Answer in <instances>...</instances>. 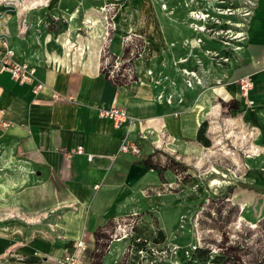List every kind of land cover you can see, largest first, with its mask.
<instances>
[{"label": "crops", "instance_id": "crops-1", "mask_svg": "<svg viewBox=\"0 0 264 264\" xmlns=\"http://www.w3.org/2000/svg\"><path fill=\"white\" fill-rule=\"evenodd\" d=\"M124 8L120 34L139 30L148 40L145 62L137 69L141 84L114 83L100 72L101 56L104 65L108 54L121 56L125 46H138V37L119 43L110 39L96 60L100 43L95 34L102 31L101 26L97 29L96 22L88 26L83 21L86 29L77 32L81 29L78 9L66 21L56 4L44 7L39 3L19 10L0 3V34L9 32L16 59L30 65L35 81L44 84L35 95L33 83L20 85L0 69L1 118L11 124L7 129L0 127V264H55L77 241L86 245L78 264H121L127 242H114L107 248L117 217L142 213L145 223L138 232L160 231L171 241L179 215L192 217L197 210L191 213V208L209 199L219 206L204 205L202 232L224 230L232 223L237 226L245 209L254 210L256 222L264 219L262 157L245 160L240 179L235 167H221L224 172L218 171V179L230 182L216 193L207 178L210 169L197 180L192 174L206 149L196 140L203 122L221 129L223 118L231 116L230 123L257 132L264 151V0H256L246 39L230 63L217 65L196 50L202 66L191 58L187 69L202 72L205 85L224 82L193 89L182 86L177 71L167 75L173 84L166 81L159 87L152 83L153 74L146 75L147 67L155 74L164 44H180L184 27L166 22L165 27L156 28L162 34L159 37L146 29L140 7ZM128 50L133 51L126 48V58ZM174 52L184 55L181 49ZM244 76L253 81L247 99L237 85ZM163 90L165 98L171 96L170 103L157 100ZM52 93L59 98L51 99ZM220 101L237 105L228 108ZM114 106L127 111L130 124L115 127L99 118L101 109ZM210 129L206 135L213 145ZM133 142L139 146L138 155L119 151L122 144ZM78 146L84 154L67 158L66 153ZM175 163L186 180L180 181L173 171ZM238 183L260 192H243ZM174 186L178 191L173 192Z\"/></svg>", "mask_w": 264, "mask_h": 264}, {"label": "rangeland", "instance_id": "rangeland-1", "mask_svg": "<svg viewBox=\"0 0 264 264\" xmlns=\"http://www.w3.org/2000/svg\"><path fill=\"white\" fill-rule=\"evenodd\" d=\"M30 1L32 3L37 2V0ZM38 3H43L44 7H49V5L53 7V5L56 4L60 9L58 10V14H60V16L63 15V18H65L64 20L66 21L69 20V15L78 9L79 18L77 27L81 29H78L79 31L77 32H82L83 28L86 29V27H84V22H86L88 26H92L93 22H96V24H94V28L96 27L99 29L101 26L102 29L103 26H106V31L108 30L107 33L110 35L109 39L116 40L118 43L125 37L134 36L140 37L148 43L147 38L143 37L144 33L139 30L138 33L136 31H128V33L120 34L119 28L122 25V20H124L122 16L125 12L124 7L126 5L128 8L132 5L133 7H140L145 14L146 29L150 33L152 32L154 35H158L159 37L162 36V34L156 30L159 25L165 27L166 22L172 21L176 22V24L182 25L186 32H184V36L183 39H181L180 44H176L174 46L164 44L162 46L163 59L160 60L156 68L157 70L155 69V74L147 66L146 72L150 71L151 74H153L152 83L159 87L163 86L166 81L173 84L167 75H169V72L172 70L174 72L177 71V73L181 75L180 80L182 86L187 89H193L197 86L202 88L209 86L217 87L224 81L219 80L217 82H209L205 85V80L203 76H201L202 72H200L198 76L201 78V84L195 85L192 88L187 87L186 81L187 78H190V76H187L182 72V70L187 68L185 65L188 61L193 58L196 64V59H200L196 55V52L199 50L203 51L204 54L205 49L218 50L221 48V43H219V41L215 38H212L209 34L201 35L196 28V25L201 24V22L193 18L191 13L207 12L209 17L206 18L205 22H203L204 25L207 26L210 25V22L212 21L211 19H218L220 23H226V26L229 28V32H227V35L222 34V38L228 37L233 42L237 39L240 33H242V30H246L248 17H245V13L253 10L256 0H40ZM76 14L77 12L74 16H76ZM102 20L104 24H102ZM126 23H128L127 20ZM238 23L245 24L246 26L242 29L243 26ZM122 30L124 29L122 28ZM98 32L95 35L99 34L98 39L102 46V31L100 33ZM118 35L122 38H119ZM198 37H202L203 41L205 40L204 45L196 44ZM146 47L148 49L149 45H146ZM175 47L177 49H181L184 55L180 57L179 55H176L177 52H174L176 49ZM172 49L174 51H172ZM145 50L143 51L145 52ZM144 52L141 55L142 58L139 57L138 59L140 61L134 63L136 70L142 69L144 63L140 64V62L144 60ZM204 56L210 58L209 55L204 54ZM183 59H188V61L182 63L181 60ZM145 65H148V63ZM219 89L215 90V92H220ZM160 94L163 95L161 102H165V91H161ZM228 118L230 119L231 116L223 118V123L220 126L221 129L217 128V125L214 123V125H208L211 128L210 131L213 133V145L210 149H205L204 153L200 157V166L192 172V174L196 176L194 179L197 180L202 178L203 174L208 173L210 169L211 172L208 173L209 175H207V178H209L208 181L211 180L209 182L213 193H216L221 186L225 184L228 185L230 182L218 179L219 175L217 176L216 174H219L218 171L224 170L221 169V167H235L237 169V176L240 179L243 174L241 166L244 164L245 160L252 162L254 160H258L259 158L261 159V157L264 159V151H262L263 149L260 139L257 138V132L252 128L248 129L247 127H243V125H240L239 123H230ZM194 162L196 164L198 160H195ZM240 184L241 183H238L237 185H239V188L243 190V192L255 190ZM167 189L171 191L170 187ZM176 189L177 187L174 186L173 192L178 191ZM258 192L260 191H254L255 194ZM197 209V206L192 207L191 213ZM183 216H186L187 218L189 217L182 213L179 215L171 236V241L178 244L182 248L181 261H185L192 257V252H190L189 257H187L183 254V251L185 252L189 250L190 245L193 243L191 224L188 222V219L186 220L184 227L180 228V218ZM256 221L257 214L252 208H250L243 211L242 218L237 226L232 223L230 225L227 224V228L224 230L219 229L218 231L213 230L209 232L203 231V239H206V242H204V246H202L209 249L207 251V264H217L212 262L217 258L221 259L218 264H231L232 262L248 263L253 259V257H255L256 253L254 252H257L260 248L262 251H260L259 254L261 256L264 255V223ZM247 253H252L253 255L246 256ZM189 262L190 264H202L192 258Z\"/></svg>", "mask_w": 264, "mask_h": 264}, {"label": "built area", "instance_id": "built-area-1", "mask_svg": "<svg viewBox=\"0 0 264 264\" xmlns=\"http://www.w3.org/2000/svg\"><path fill=\"white\" fill-rule=\"evenodd\" d=\"M0 3L4 6H11L19 10L32 9L38 6L39 4L38 2L32 3L30 0H0ZM41 5H43V3H41ZM191 14L193 18L201 22V24L196 25V28L201 33V35L209 34L212 38H215L217 41H219V43H221V48L218 50H210V49L204 50V54L210 56V58L208 57V59L217 65L227 64L230 63L232 60H234L236 57V53L241 49V45L246 39V30H242V33H240L237 39H235L236 41L232 39L234 40L232 42L231 39H229L228 37L222 38V34L227 35L228 34L227 32H229V28L226 26L227 25L226 23H220L218 19H211L212 21L210 22V25L207 26L204 25L203 23L205 22L206 18L209 17L207 12H192ZM251 15H252V10L245 13V17H248V20L250 19ZM238 24H241L243 26L242 29L244 28V26H246L245 24L242 23H238ZM107 31L105 34V38L102 37L103 45L100 47L98 57H100V55L103 53L105 49V45L110 40L108 38L109 33H107ZM124 39H128L127 41H131L132 37H125L123 38V40ZM0 42L3 46V49L0 50V69L8 71L11 75V78L20 85L33 83L32 91L35 95H38L44 89V84L35 81L34 79L35 70L30 65H28L24 61H19L16 59L15 52L13 51V49L10 47L9 44V32L7 30L3 31L0 34ZM196 44L204 45L205 40L203 41L202 37H198ZM146 45H147V41H144L143 50H145ZM86 50L88 51V48H86ZM143 52L144 51L141 52L139 57H141ZM139 57L137 59H139ZM137 59L133 61V68L137 75V80L135 83H139L140 80L134 65V62ZM186 61H188V59L181 60L182 63L183 62L185 63ZM196 64L198 66H202L201 59H196ZM119 66H120V61L119 58H117L114 64L115 71L118 69ZM182 72L185 73L187 76H190V78H187L186 81L188 88H192L195 85L201 84V78H199L198 73L195 70H189L185 68L182 70ZM261 73L264 76V67L261 69ZM112 74L113 72L110 71V76H112ZM237 85L241 96L244 99H247L250 95V92L253 89V81L251 77L244 76L240 78L237 81ZM58 98L59 95H57L56 93L51 94V99L57 100ZM157 99L161 101L163 99V95L162 94L158 95ZM164 100L165 103H170L171 96L164 98ZM1 114L2 111L0 109V127L7 129L8 127L11 126V124L9 122L4 121L1 118ZM98 116L101 119H107L111 121L115 127H119L122 124L131 123V117L128 115L127 111L124 108H119L116 106L101 109L98 113ZM141 139L144 140L146 139V137L142 136ZM210 148H206V149H210ZM119 151L121 153L132 154V155H138L140 153L139 146L135 142L129 144H122L120 146ZM83 154H84L83 147L78 146L68 151L66 153V157L71 159L73 156H79ZM138 215L139 213H128L119 216L115 219L114 227L112 233L110 234V244L120 241L127 242V246L124 249L123 254L129 253L130 255H133L135 253L139 258L140 264H180L181 260L179 258L182 253V248L173 241H165L162 244L147 243L144 248H141L136 252L133 251L132 247H128L129 246L128 241L134 235V228L137 226L138 223V218H137ZM187 219L188 222L191 224L193 243L190 245L189 250L185 252L183 251V254L189 257L190 252L193 251L196 247L203 245L204 240H203L202 230H200V226H199L198 215H193L190 218H187L186 216L181 217L180 228L184 227V224H186ZM85 250H86L85 243L83 241H77L72 245L71 249L67 253H65L62 257H60L55 261V264H78L80 260V255L83 252H85Z\"/></svg>", "mask_w": 264, "mask_h": 264}, {"label": "trees", "instance_id": "trees-1", "mask_svg": "<svg viewBox=\"0 0 264 264\" xmlns=\"http://www.w3.org/2000/svg\"><path fill=\"white\" fill-rule=\"evenodd\" d=\"M109 36L110 35H108V38H109ZM137 40H138L139 45L137 46L136 44H133V45L131 44L127 47L125 46L123 48V53L121 56L108 54L109 60L104 65H103L102 56H101V58H100V61H101L100 72L103 73L106 78L110 79L114 83L124 82V84H128V85H132L136 82L137 75H136L134 68H133V61L139 57V55L143 51V47H144V40L142 38H137ZM126 48L133 49V51H131V52L128 50V53L129 52L130 53L128 54L129 56L127 58H126ZM117 58H119L120 66L115 71L114 64H115V61L117 60ZM110 71L113 72L112 76H110ZM116 79H120V80H116ZM220 102H221L222 106L228 107V108H236V105H237V102H235V101L232 103H228V104H225L222 101H220ZM207 128H208L207 123L203 122L200 125V128L197 132L196 140L199 144H201L205 148H210L212 146V141L206 135L207 134ZM173 171L175 172V174H177L180 177V181H184L187 179V175L182 174L183 172L181 171V168H180L178 163L174 164ZM214 202H216V203H214ZM217 202L218 201H215V199H212V200L209 199L208 202H205L203 205H201L197 209V211L194 213V215H198L199 226L201 229H203L201 227V216L205 213V206H208V205L210 206L212 204H215V206H219V204H217ZM211 217L213 218V216H211ZM137 218H138V223H137V226L134 228V235L128 241V245H129L128 247H132L134 252H136L137 250H139L141 248H144L147 243L162 244L166 241L164 238V235L160 231H156L155 234H150V233L149 234H143V233L138 232V230L145 223L144 214L139 213ZM260 222L264 223V219L261 220ZM203 240H204L203 242H206V239H203ZM109 244H110V236L108 237L107 248H108ZM203 246L201 245L199 247H196L193 251H191L192 257H190V259L192 258L198 262H201L202 264H207V260H208L207 251L209 249H206V247H203ZM260 251H262L261 248L257 252H254V253H256L255 257H253V259L248 263L232 262L231 264H264V255L261 256L259 254ZM248 255L250 256L253 254L247 253L246 256H248ZM190 259H187L185 261H181L180 264H190V262H189ZM220 260L221 259L217 258L216 260H214L212 262L218 264L220 262ZM121 264H140V262H139L138 256L135 253L133 255H130L129 253H124L122 260H121Z\"/></svg>", "mask_w": 264, "mask_h": 264}, {"label": "bare ground", "instance_id": "bare-ground-1", "mask_svg": "<svg viewBox=\"0 0 264 264\" xmlns=\"http://www.w3.org/2000/svg\"><path fill=\"white\" fill-rule=\"evenodd\" d=\"M102 24H104L103 23V20H102ZM105 34H106V26H103V28H102V36H103V38H105ZM94 47H96V45L94 46ZM100 47H101V43H100ZM100 47L98 48V51L96 50L95 51V53H94V55H95V59L97 60V58H98V55H99V50H100ZM86 48H88V52L90 53V51H91V49H90V46H86ZM93 55V56H94ZM142 58V57H141ZM94 59V60H95ZM93 61V60H92ZM95 62V61H94ZM97 62V61H96ZM93 64V63H92ZM136 68V67H135ZM137 71V70H136ZM137 73H138V71H137ZM138 75H139V73H138ZM146 75L148 76V78H149V76H151V73H150V71H148L147 73H146ZM139 78H140V75H139ZM139 83L141 84V83H144V82H141V79L139 80Z\"/></svg>", "mask_w": 264, "mask_h": 264}]
</instances>
